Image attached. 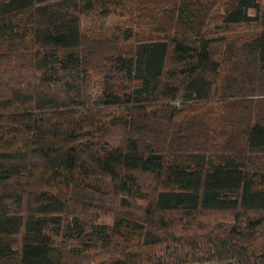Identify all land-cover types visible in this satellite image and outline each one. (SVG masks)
Here are the masks:
<instances>
[{
    "label": "trees",
    "instance_id": "obj_1",
    "mask_svg": "<svg viewBox=\"0 0 264 264\" xmlns=\"http://www.w3.org/2000/svg\"><path fill=\"white\" fill-rule=\"evenodd\" d=\"M0 264H264V0H0Z\"/></svg>",
    "mask_w": 264,
    "mask_h": 264
},
{
    "label": "rangeland",
    "instance_id": "obj_2",
    "mask_svg": "<svg viewBox=\"0 0 264 264\" xmlns=\"http://www.w3.org/2000/svg\"><path fill=\"white\" fill-rule=\"evenodd\" d=\"M121 20H122V18H119V17L118 18L117 17L111 18V21H114V22H116V21L120 22Z\"/></svg>",
    "mask_w": 264,
    "mask_h": 264
}]
</instances>
